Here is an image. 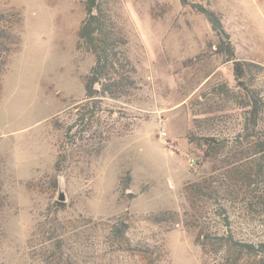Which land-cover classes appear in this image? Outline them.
<instances>
[{
	"label": "rangeland",
	"instance_id": "obj_1",
	"mask_svg": "<svg viewBox=\"0 0 264 264\" xmlns=\"http://www.w3.org/2000/svg\"><path fill=\"white\" fill-rule=\"evenodd\" d=\"M188 1L220 13L264 89V0ZM12 6L23 19L0 75V264H53L42 254L51 240L69 254L59 264H245L218 242L205 250L184 213L185 185L213 165L204 137L233 135L248 109L206 15L182 0H103L133 81L67 133L95 63L79 40L85 0H0ZM161 210L180 215L153 221ZM202 217L219 227L211 210ZM115 220L128 227L121 246Z\"/></svg>",
	"mask_w": 264,
	"mask_h": 264
},
{
	"label": "trees",
	"instance_id": "obj_2",
	"mask_svg": "<svg viewBox=\"0 0 264 264\" xmlns=\"http://www.w3.org/2000/svg\"><path fill=\"white\" fill-rule=\"evenodd\" d=\"M182 2L191 4L211 22L217 35L215 46L225 60L232 63L234 77L243 89L245 106H248L242 127L233 135L209 134L204 137L203 156L211 159L213 165L208 174L185 185L193 209L184 213L197 219L196 241L205 250L210 243L218 242L223 253L234 256L236 263L245 259V264H264V89L259 87L256 77L262 66L237 56L231 34L218 11L199 2ZM102 5L103 0H85L86 15L80 25L79 40L93 51L95 63L86 75L85 100L74 108L75 121L67 133L79 123H92L101 98L125 93L133 81L132 71L128 68L129 56L117 43L116 33L109 24L111 17ZM22 19V11L15 6L0 10V75L10 56L20 47L21 38L16 28ZM220 88L226 91L225 85ZM66 156L59 153L57 169ZM209 210L219 218V227H212L202 217ZM173 213L180 215L177 211H158L153 215V221L160 222L164 216ZM117 220L113 221L109 231L116 234V243L120 245L127 237L128 227L125 221L118 226ZM50 242L52 240L45 243L42 253L45 262L59 264L69 257L62 240ZM143 245L139 248L151 249L150 244Z\"/></svg>",
	"mask_w": 264,
	"mask_h": 264
}]
</instances>
